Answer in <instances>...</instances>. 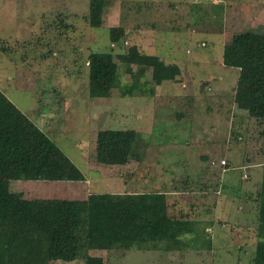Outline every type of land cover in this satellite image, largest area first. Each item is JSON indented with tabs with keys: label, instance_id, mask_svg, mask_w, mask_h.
Returning a JSON list of instances; mask_svg holds the SVG:
<instances>
[{
	"label": "rangeland",
	"instance_id": "rangeland-1",
	"mask_svg": "<svg viewBox=\"0 0 264 264\" xmlns=\"http://www.w3.org/2000/svg\"><path fill=\"white\" fill-rule=\"evenodd\" d=\"M90 2L0 0V91L85 175L77 184L20 181L15 188L28 199H82L92 193L162 192L165 185V192L173 193L168 196L170 213L178 218L188 213L202 232V224L213 221L211 234L202 233L184 251L165 250L166 241L151 249L96 251L106 264H254L258 204L252 198L251 206L249 197L257 195L256 181L248 185L244 168L262 172L264 121L248 114L247 103L238 107L231 92L223 95L224 101L220 95L209 100L196 95L209 88L203 82L210 85L221 75L224 83L236 84L238 69L220 64L224 47L236 34L264 35V0H108L98 29L88 21ZM114 27L125 30L118 45L111 39ZM145 28L157 32L155 40ZM132 46L153 57L151 65L141 57L136 65L119 63L121 87L137 82L139 89L133 96H123L121 88L110 98L90 97L89 54L117 55ZM159 57L179 62L177 81L183 80L186 88L179 82L156 87ZM145 63L146 76H139ZM153 94L167 99L158 105L147 99ZM150 104L161 106L155 112ZM114 129L134 130L139 140L129 164L105 167L96 162L97 136ZM203 155L217 160L218 178L202 175L210 167ZM222 159L230 166L227 172ZM217 183L225 184L220 192L225 194H219ZM192 204L200 207L194 210Z\"/></svg>",
	"mask_w": 264,
	"mask_h": 264
},
{
	"label": "trees",
	"instance_id": "trees-1",
	"mask_svg": "<svg viewBox=\"0 0 264 264\" xmlns=\"http://www.w3.org/2000/svg\"><path fill=\"white\" fill-rule=\"evenodd\" d=\"M108 5V0H91L88 21L92 28L103 25ZM111 29L112 43L118 45L126 36L125 30ZM140 57L152 64L153 57L141 54L137 46L117 55L91 52L87 61L89 96L110 98L113 90L121 88L123 96H133L139 85L133 82L132 86L121 87L119 63L136 65ZM222 60L227 68L240 71L237 85L243 94L241 100L248 103L249 115L264 121V35L250 31L234 35L224 47ZM147 64L140 68L139 76H146ZM177 69L159 64L153 76L155 84L175 78ZM138 140L134 130L100 131L96 162L106 167L129 164ZM211 171L208 167L203 175ZM84 180V173L56 142L0 91V264H106L96 251L117 253L144 245L151 249L166 242L165 250L184 251L202 233L208 235L207 227L203 232L198 230L200 223L188 219V213H180L179 218L170 213L165 185L162 192L92 193L82 199H28L16 189L20 181L77 184ZM260 186L254 264H264V174ZM191 206L194 209L195 204ZM208 223L209 227L214 225L213 221ZM186 235L193 239L183 241ZM207 249L211 250V245Z\"/></svg>",
	"mask_w": 264,
	"mask_h": 264
},
{
	"label": "crops",
	"instance_id": "crops-1",
	"mask_svg": "<svg viewBox=\"0 0 264 264\" xmlns=\"http://www.w3.org/2000/svg\"><path fill=\"white\" fill-rule=\"evenodd\" d=\"M145 30L147 31L146 32V34L147 35H149L152 39H156V31H153V30H150L149 32H148V30L145 28ZM152 45L153 46H155V43H152ZM153 55V54H152ZM155 56H157L156 54H154ZM158 57V56H157ZM160 58V57H159ZM160 60L163 62V64L165 65V66H167V67H173V65H175V66H177V70L179 71L177 74H176V76H175V78H173L172 80H170V81H165V82H163L161 85H163V84H170L171 85V83H175V84H177V82H179L178 84H182V86H183V88H186L187 86H186V84L184 83V81L182 80V81H177L178 79H179V76L182 74V71H181V66L179 65H177L179 62H175V61H173V62H175V63H172V62H165L164 60H163V58H160ZM221 65H222V67L224 68V69H226V70H229L230 68H227L225 65H224V63H223V60H222V63H220ZM231 69H234V68H231ZM238 72L240 73V71L238 70ZM238 78H239V74H238V76H237V82H236V88L235 89H233V87H235V85H232V84H230L229 82H227V83H224V81H227L226 80V78L224 77V76H222L221 75V77H218V79H219V81H216V82H211L210 83V85H209V81L208 80H206L205 82H203V86H205V88H206V85H208V89L206 90V93H202V94H198V93H196V94H198V95H196L198 98H204V99H211V98H213L214 96H217V95H220V98L222 99V101H224V99H225V96H223L225 93H229V92H231L232 94H233V101H234V103H236L237 104V106L238 107H240L241 105H242V107L243 108H245V106H246V102H243V100H241V97L243 96V94L241 93V91H240V89H239V87H238V85H237V83H238ZM159 85H156V87H158ZM224 86V87H223ZM226 86V87H225ZM227 86H229V87H227ZM224 89H228L229 91L228 92H224ZM186 91H187V89H185ZM154 95V94H153ZM195 97V96H194ZM193 97V98H194ZM163 98V96L161 95V94H157V95H154L153 97L152 96H148L147 97V99H151L152 101L154 100L155 101V103H157L158 105H159V103H160V100ZM196 98V97H195ZM163 99H167V97L166 96H164V98ZM243 104L245 105V106H243ZM151 106L150 107H153V109H154V106L152 105V104H150ZM172 105V103H170L169 104V106H171ZM220 105H222V104H220ZM247 105H248V103H247ZM160 106H161V104H160ZM160 106L157 108V106H155L156 108L154 109L155 110V112L156 111H158L159 110V108H160ZM169 108H171V107H169ZM247 111H248V114H249V106L247 107ZM175 116V115H174ZM185 119H187V118H183L182 120H185ZM181 120V119H180ZM180 122V121H179ZM259 124H261V123H259ZM262 135H264V131L262 132ZM201 137L199 136V139H200ZM257 144H258V142H257ZM201 158H202V160H205L207 163H209L210 164V168L212 169V171L208 174H204V178H206V177H209L210 176V174L212 173V175L213 176H216L214 173V169L211 167V165L212 166H215L216 165V161L217 160H213L212 158H208L207 156H201ZM222 160H224V159H222ZM106 167V166H105ZM218 167H220V165H218ZM258 166H253V168H257ZM222 169H223V171H225V172H227L228 171V169L229 168H225L224 166L223 167H221ZM245 169V171H246V175L244 176V180H247L248 181V185L249 184H251V183H253V181L255 180L256 182L254 183V187H255V189H256V192H257V195L255 196V197H249L250 198V204L253 202V200H252V198L255 200L256 199V201H254V202H256L257 204H258V190L260 189V185H261V183H262V180H263V174H264V167H262V172L260 171V172H257V174L255 175L254 173L253 174H251V172H250V170L248 169V168H244ZM220 173V175H218L219 177L221 176V173H222V171L221 172H219ZM218 174V173H217ZM203 175V174H202ZM215 178V177H214ZM216 178H218V177H216ZM221 178H222V176H221ZM258 181V182H257ZM209 186V185H208ZM217 187H219V189H220V191H219V194H225L224 192H222V193H220L221 191H223V189L225 190V184L224 185H220V184H218L217 185ZM227 190H228V188H227ZM102 194V193H101ZM165 194L166 195H171V194H173L172 192H165ZM174 194H178V193H174ZM229 196V195H228ZM247 201V200H246ZM202 206H206V204L205 205H202ZM251 206H252V204H251ZM200 206H197V205H195L194 206V209L195 210H198V208H199ZM242 211H243V206H242V209H241ZM258 212H259V207L257 206V220H258ZM195 221H197V220H195ZM200 225V224H199ZM202 225H205L207 228H206V233H208V235H210L211 233L209 232V231H211V230H209V229H211V227H209L208 225H209V223L208 222H205L204 224H202ZM190 236V235H189ZM192 238V237H191ZM196 252V251H195Z\"/></svg>",
	"mask_w": 264,
	"mask_h": 264
},
{
	"label": "built area",
	"instance_id": "built-area-1",
	"mask_svg": "<svg viewBox=\"0 0 264 264\" xmlns=\"http://www.w3.org/2000/svg\"><path fill=\"white\" fill-rule=\"evenodd\" d=\"M221 162H222V164H223V165H225V164H226V160H222Z\"/></svg>",
	"mask_w": 264,
	"mask_h": 264
}]
</instances>
